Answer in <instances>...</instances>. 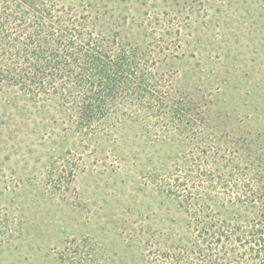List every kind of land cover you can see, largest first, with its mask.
<instances>
[{
  "label": "rangeland",
  "instance_id": "obj_1",
  "mask_svg": "<svg viewBox=\"0 0 264 264\" xmlns=\"http://www.w3.org/2000/svg\"><path fill=\"white\" fill-rule=\"evenodd\" d=\"M96 1L114 9L122 34L199 104L209 125L264 134V0ZM117 6L127 8L121 19ZM101 133L80 135L16 89L0 96V212L24 224L0 230V238L14 235L0 247V264L146 262L160 237L152 173L161 151L140 126Z\"/></svg>",
  "mask_w": 264,
  "mask_h": 264
},
{
  "label": "trees",
  "instance_id": "obj_2",
  "mask_svg": "<svg viewBox=\"0 0 264 264\" xmlns=\"http://www.w3.org/2000/svg\"><path fill=\"white\" fill-rule=\"evenodd\" d=\"M118 8L121 19L127 8ZM113 10L96 0L81 8L0 0V96L16 89L92 139L114 124L154 136L160 237L144 264H264V134L209 125L199 104L127 40ZM68 175L65 186L74 182ZM17 219L0 212V230L17 228Z\"/></svg>",
  "mask_w": 264,
  "mask_h": 264
}]
</instances>
